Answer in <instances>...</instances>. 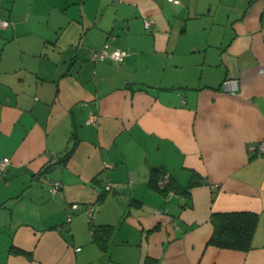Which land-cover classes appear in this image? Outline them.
Instances as JSON below:
<instances>
[{"label": "crops", "instance_id": "1", "mask_svg": "<svg viewBox=\"0 0 264 264\" xmlns=\"http://www.w3.org/2000/svg\"><path fill=\"white\" fill-rule=\"evenodd\" d=\"M0 16V264H264V151L248 149L264 0H0ZM106 40L121 62L90 59ZM231 211L257 214L251 248L207 243Z\"/></svg>", "mask_w": 264, "mask_h": 264}, {"label": "trees", "instance_id": "2", "mask_svg": "<svg viewBox=\"0 0 264 264\" xmlns=\"http://www.w3.org/2000/svg\"><path fill=\"white\" fill-rule=\"evenodd\" d=\"M69 154L70 150L67 151L65 156ZM157 179L155 180V186L158 188ZM161 190L165 191L166 188ZM210 218L213 225V233L207 243L222 248L241 250L251 248L258 220L257 214L247 211L219 212L212 213ZM106 232L107 230L104 231L102 227H94L92 233L93 240H101V236L105 235Z\"/></svg>", "mask_w": 264, "mask_h": 264}, {"label": "built area", "instance_id": "3", "mask_svg": "<svg viewBox=\"0 0 264 264\" xmlns=\"http://www.w3.org/2000/svg\"><path fill=\"white\" fill-rule=\"evenodd\" d=\"M170 2L173 3H178L179 0H168ZM150 21L149 20H144V28L148 29L150 27ZM10 25V21L7 18L1 17L0 16V28H5L8 27ZM125 56V53L120 50V49H111L109 48V42L108 40H106L104 42V44L102 45V47L100 49L97 50H93L89 53V57L91 60L93 61H98V60H110L112 62L115 63H119L123 60ZM261 72H264V67L260 68ZM221 88L223 91L228 92V93H235L238 90V80L235 78H227L225 79L222 84H221ZM96 119L97 116L95 114H91L89 115L88 119H87V123H96ZM249 151H256V152H261L264 151V143H257V144H250L248 146ZM9 159L8 157H3L2 159H0V172H3L5 170V167L8 163ZM169 181V176L168 174L164 173L163 176H160L158 181H157V185L160 189H164ZM49 185V191L50 193L53 195L58 188L60 187V182L58 180H52L48 183ZM113 183H109L108 187H112ZM78 208V204L77 203H71L69 205L66 206V220L69 221L72 215V211ZM85 211L88 215V217H90L93 213V208L91 205H88L85 208Z\"/></svg>", "mask_w": 264, "mask_h": 264}, {"label": "rangeland", "instance_id": "4", "mask_svg": "<svg viewBox=\"0 0 264 264\" xmlns=\"http://www.w3.org/2000/svg\"><path fill=\"white\" fill-rule=\"evenodd\" d=\"M70 8L74 7V9H76L78 7V2L76 4H70L69 6ZM73 9V8H72ZM87 221V220H86Z\"/></svg>", "mask_w": 264, "mask_h": 264}]
</instances>
